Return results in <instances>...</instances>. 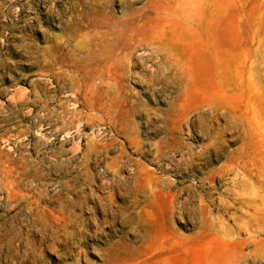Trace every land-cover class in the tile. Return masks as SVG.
<instances>
[{"label":"rangeland","instance_id":"obj_1","mask_svg":"<svg viewBox=\"0 0 264 264\" xmlns=\"http://www.w3.org/2000/svg\"><path fill=\"white\" fill-rule=\"evenodd\" d=\"M263 159L264 0H0V264H264Z\"/></svg>","mask_w":264,"mask_h":264},{"label":"bare ground","instance_id":"obj_2","mask_svg":"<svg viewBox=\"0 0 264 264\" xmlns=\"http://www.w3.org/2000/svg\"><path fill=\"white\" fill-rule=\"evenodd\" d=\"M258 171L260 174V188L264 190V159L259 162ZM243 205L248 206L247 204H243Z\"/></svg>","mask_w":264,"mask_h":264}]
</instances>
